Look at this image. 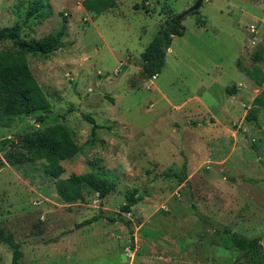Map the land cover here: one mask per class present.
Here are the masks:
<instances>
[{"label":"rangeland","instance_id":"1","mask_svg":"<svg viewBox=\"0 0 264 264\" xmlns=\"http://www.w3.org/2000/svg\"><path fill=\"white\" fill-rule=\"evenodd\" d=\"M32 1L0 0V29L24 24L21 36L33 42L67 18L55 52L28 56L51 107L0 123V141L64 124L80 153L62 163V178L94 172L117 187L104 198L85 187L81 200L65 202L43 161L13 165L0 154V227L20 245L21 264H247L226 229L259 238L264 255V109L256 123L245 119L264 81L242 69L264 77V0H205L148 80L144 51L198 0H117L101 15L83 0H40L25 22ZM185 162L181 180L173 174ZM133 189L141 200L123 212ZM12 257L0 244V264Z\"/></svg>","mask_w":264,"mask_h":264},{"label":"trees","instance_id":"2","mask_svg":"<svg viewBox=\"0 0 264 264\" xmlns=\"http://www.w3.org/2000/svg\"><path fill=\"white\" fill-rule=\"evenodd\" d=\"M117 0H83L84 9L95 15H101L115 6ZM138 9V5H135ZM42 9V2L34 0L29 4L25 22L35 16ZM197 12V11H196ZM195 13V12H193ZM59 32L51 33L37 41H27L22 38L24 24L16 23L13 26L0 29V41H8L12 44L9 49L0 50V123L4 127H10L12 122L21 115L29 116L36 112H48L51 107L49 95L44 91L35 78L28 61V56L49 55L55 52L66 34L67 18ZM185 27L178 16H173L165 21L156 37L151 41L142 55L143 65L140 72L141 80L157 77L166 65V56L175 36H183ZM246 75L261 86L264 77L259 69H245ZM133 87L137 82H132ZM253 109L245 116L246 121L256 123L257 112L264 109V89L254 98ZM93 125V133L98 127L94 119L87 116ZM39 122L44 118L39 117ZM15 145L16 149L12 150ZM80 153V147L74 140L69 128L64 124H56L44 129L26 131L21 140L6 138L0 141V154L3 159L13 165H22L43 161L45 168L52 178L56 180V190L60 198L65 202H75L84 196V188L89 187L104 198L116 190L117 185L108 178L97 175L94 172L84 174H72L68 178H62L64 161L75 159ZM3 160L0 159V167ZM170 176V175H168ZM173 176L186 180L187 163L183 165L180 173ZM141 200L138 190L133 189L127 193V203L122 211L129 213ZM102 215L94 216L85 221L92 224L100 220ZM116 221L115 219H109ZM131 223L128 221L127 225ZM231 234L233 244L248 258L247 264H264V255L259 238L247 240L237 233ZM0 244L8 245L13 253L11 264H21L24 256L20 245L15 242L12 235L7 234L0 227Z\"/></svg>","mask_w":264,"mask_h":264},{"label":"water","instance_id":"3","mask_svg":"<svg viewBox=\"0 0 264 264\" xmlns=\"http://www.w3.org/2000/svg\"><path fill=\"white\" fill-rule=\"evenodd\" d=\"M205 0H198L192 7H190L189 9H187L186 11H184L182 14H180L178 16V20L181 21L183 20L185 17H187L189 14L199 11L204 3ZM20 139V138H19Z\"/></svg>","mask_w":264,"mask_h":264}]
</instances>
